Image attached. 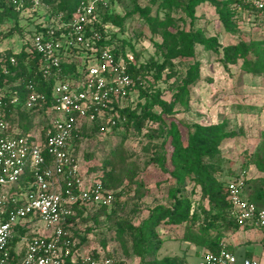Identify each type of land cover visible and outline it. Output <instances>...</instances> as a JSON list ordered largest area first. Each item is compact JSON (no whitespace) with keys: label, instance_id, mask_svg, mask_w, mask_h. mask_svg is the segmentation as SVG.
<instances>
[{"label":"trees","instance_id":"obj_1","mask_svg":"<svg viewBox=\"0 0 264 264\" xmlns=\"http://www.w3.org/2000/svg\"><path fill=\"white\" fill-rule=\"evenodd\" d=\"M122 1L111 0L109 8H99L96 11V20L90 26L91 30L87 31L88 37H91L93 32L98 33L96 41L98 47L107 48L114 56L123 58L128 73L135 80L132 89L134 98L127 97L120 107L115 103L111 104L107 110V114L116 122L103 135L114 136L116 144L102 152L107 143L105 138L99 139L97 145L100 153L87 151L83 155V159L87 161L96 159L93 165L87 167L86 173L92 174L91 179L98 181L103 190L111 194L112 200L105 205L76 203L71 206L72 213L66 218L63 226L66 235L62 240L69 242L68 245L62 246L63 252L67 253L64 264H70L74 253H77L76 259L83 254L89 255L82 251L88 243V233L97 236L99 246V249H92L90 252L89 256L92 259L108 258L111 259V264H120L115 262L112 253L106 250L107 242L113 240L119 242L126 255L132 252L138 259V264H185L179 257H158L162 239L157 229L161 224L173 227L182 225L184 227L182 240L202 248L204 252L214 253L224 248L233 253L232 248L223 241L227 233H234L240 229L249 230L253 227L249 223L240 226L231 216L227 185L232 179L224 181L222 178L226 160L221 152V143L227 132V123L195 122L190 126L186 125L188 128L186 135L174 119L168 124L165 123L163 117L173 116L176 104L183 106L186 104L187 87L176 85L168 100L162 99L161 91L151 87L154 82L174 78L176 69L166 56H163L161 61L153 58L145 62L137 61V53L133 51V47L120 37L126 16L119 12L116 5H120ZM205 2L214 8L219 26L225 32L239 33L238 23L242 20L240 14L245 10L259 16L262 22V37L248 43L239 39L234 44L223 46L215 36L204 38L203 31L195 29L186 34L189 39L188 48L192 52L195 46L201 51L221 50L222 65L235 63L239 57L245 71L253 75L263 74L264 17L259 15L257 10L243 4L241 0H128V16L136 15L144 22L150 33L156 35L159 34L158 30H163L161 34L166 36L165 29L174 20L171 16L173 11L193 20L196 7ZM41 3L43 11L31 12L26 0H0V23L4 21L11 23V27L5 33L0 32V39L15 34L22 42L18 51L5 50L0 53V99L5 102L4 119L16 128V135H26L39 130L43 138L51 129L54 116L50 110L52 85L57 80H72L77 63L73 60L68 61L63 63L59 75L44 76L40 70L41 57L31 49L30 38L45 31L43 19L46 17L54 19L62 13L63 20L67 21L79 0H41ZM151 5H156L157 11L163 10L164 19H158L157 13L152 14ZM130 52L133 53L134 60L128 59ZM10 59H14V64L10 63ZM28 83H32L37 92L45 95L44 102L32 109L21 106L27 94ZM15 96L18 104L10 105L9 100ZM155 107L159 109V113L153 111ZM104 124V119L99 118L94 122L81 124L79 133L67 146L70 164H79L76 151L82 141L97 135L99 128ZM151 124L155 127H151ZM119 129L125 131L132 129L150 141L154 138L161 139L159 143L150 144L149 149L152 152L145 163L146 168L156 167L167 175V178L155 185L168 188L169 203L145 207L147 215L138 221L137 216L143 210L140 201L144 197L146 184L137 174H133L127 177L125 186L117 190L120 179H116L114 170L117 164L124 163L125 159L122 147L124 137L117 138ZM166 143L171 148L168 156L165 150ZM260 152L261 157L255 161V166L264 173V147ZM227 174L231 175L228 171ZM171 181L173 183H169ZM32 182V174L26 170L12 187L11 194L30 191ZM262 183L264 184V181ZM247 187H250L249 194L245 193ZM124 193L132 194L130 202L121 201ZM244 196L258 209H264V188L251 185L249 179L245 181ZM100 221L109 224L107 229L98 228ZM256 230L264 232V228ZM26 231L19 228L17 236L10 243L11 264H17L19 258L12 246L19 236L26 234ZM31 236L32 234L29 235ZM261 240H264V235Z\"/></svg>","mask_w":264,"mask_h":264},{"label":"built area","instance_id":"obj_2","mask_svg":"<svg viewBox=\"0 0 264 264\" xmlns=\"http://www.w3.org/2000/svg\"><path fill=\"white\" fill-rule=\"evenodd\" d=\"M26 1L31 12L43 11L41 0ZM110 2L79 0L67 21L63 20L62 13L54 19L46 17L43 19L45 31L30 38L31 49L41 57L40 70L44 76L59 75L63 63L68 61L77 63L72 80H57L52 85L50 110L54 116L52 127L43 138L39 130L16 135V128L4 119L5 102L0 99V264H11L10 243L19 228L27 231L12 246L19 255L17 264H64L67 253L62 246L69 242L62 240L66 235L63 226L72 213L71 206L76 203L105 205L112 200L98 181L86 179L77 165L70 164L67 152L68 144L79 133L82 123L104 119L105 124L98 132L103 135L116 122L107 114L111 104L120 107L127 97L134 98L135 80L128 73L123 58L98 47L97 32L87 36L96 20V11L109 8ZM241 2L264 17V0ZM10 63L14 64V59H10ZM262 78L264 80V72ZM44 100L45 95L28 83L21 106L32 109ZM9 104H18L17 97L11 98ZM26 170L33 177L32 189L11 194L12 187ZM245 181L244 173H239L227 185L231 216L240 226L249 223L253 229H263L264 209H258L242 196ZM37 221L44 223L41 234L32 230ZM17 243L21 244L19 249L15 248ZM76 255H72L70 264H111L108 258L92 259L83 254L76 259ZM196 264H238V260L233 253L221 248L214 253L203 252ZM240 264H258V261L243 259Z\"/></svg>","mask_w":264,"mask_h":264},{"label":"rangeland","instance_id":"obj_3","mask_svg":"<svg viewBox=\"0 0 264 264\" xmlns=\"http://www.w3.org/2000/svg\"><path fill=\"white\" fill-rule=\"evenodd\" d=\"M119 12L125 15L122 23L120 37L125 43L129 42L133 51L137 53V61L145 62L153 58L161 61L163 56L168 57L174 64L176 75L168 81L154 82L151 87L161 91L162 99L168 100L176 85H186L187 101L186 104H176L173 108V116L163 117L166 124L174 119L186 135L188 128L195 122H206L210 124L227 123V132L221 143V152L225 157L224 181L233 179L239 173H244L251 185L264 188V173L255 166V161L261 157V148L264 147V81L262 74L253 75L244 70L242 59L239 57L235 63L222 65V54L219 52L199 50L195 46L193 52L188 48L189 39L186 34L195 29L203 31L204 38L216 37L217 41L225 46L236 43L239 39L248 43L259 40L262 37V22L259 16L243 11L240 16L242 20L238 23L239 33L225 32L220 28L217 14L214 8L208 3H202L195 9V17L189 20L180 12L171 14L173 22L168 24L164 31L158 30L159 34L150 33L147 26L136 15H129L128 0H123L120 5H116ZM152 14L157 13L158 19H164L162 9L157 11L156 5H151ZM11 27L10 21L0 23V32L5 33ZM20 38L13 34L7 38L0 39V53L5 50L18 51L21 46ZM156 45H159L158 47ZM128 59L134 60L133 53H128ZM191 83H194L191 85ZM153 111L159 113L157 107ZM151 127H155L151 124ZM118 137H124L122 144L124 163H118L114 176L120 179L117 190L123 188L127 177L137 174L146 184V191L140 204L143 210L138 214L137 220L144 219L147 215L145 207L155 204L166 205L169 203L168 188L156 186L155 184L167 175L161 173L156 167H147V159L152 150L150 144L159 143L161 139H147L142 134H137L132 129L125 131L118 130ZM106 139V146L102 152L116 144L114 136L94 135L91 139H84L76 151L79 161L77 165L80 173L88 180L92 174L86 173L87 167L93 165L96 159L84 160L85 152L90 151L100 153L97 141ZM165 150L167 156L171 148L166 143ZM169 167V165H168ZM227 171L231 175L227 174ZM173 183V181L169 182ZM250 187L245 189L249 194ZM131 193H124L121 201L130 202ZM244 197V194L242 195ZM127 209V208H126ZM108 223L100 221L98 228L107 229ZM82 228V227H81ZM97 228V229H98ZM44 223L37 221L32 227L33 232L41 234ZM159 237L162 239L158 257L170 256L179 257L185 264H196L200 261L204 250L192 243L182 240L184 227H173L161 224L158 227ZM225 234V233H224ZM232 233H227V238ZM263 232L254 230L251 232L243 231L239 234V241H242L238 251L234 253L239 263L243 260V250L254 253H264V240H261ZM110 235L108 234V237ZM88 243L82 251L88 253L92 249H99L97 236L88 233ZM246 240L247 242L243 241ZM224 241V240H223ZM249 241V242H248ZM233 239H227L224 243L233 250ZM20 243L15 245L19 249ZM237 248V247H236ZM106 250L112 253L113 260L120 264H138V259L129 252L124 253L123 247L118 241L109 240Z\"/></svg>","mask_w":264,"mask_h":264},{"label":"crops","instance_id":"obj_4","mask_svg":"<svg viewBox=\"0 0 264 264\" xmlns=\"http://www.w3.org/2000/svg\"><path fill=\"white\" fill-rule=\"evenodd\" d=\"M262 31H263V29L261 28V33H262ZM262 80H263V78H262ZM264 81V80H263ZM254 230H256V229H249V230H242V229H240L239 231H237V232H234V233H232L231 235H229L227 238H225L224 239V241L226 242V240L227 239H230V238H232L233 239V242H232V244H235V245H233V253H236L237 251H238V247H239V245L241 244V242L242 241H239V234L241 233V232H243V231H247V232H251V231H254ZM263 235H264V232H263ZM263 235H262V237H263ZM262 237H261V239H262ZM243 241L244 242H247L246 240H244L243 239ZM249 242V241H248ZM237 247V248H236ZM242 254H243V259H255V260H257L258 261V264H264V253H259V254H257V253H254V252H252V251H248V250H243L242 251ZM235 255V254H234ZM236 256V255H235ZM236 258H237V256H236ZM238 264H240L239 262H238Z\"/></svg>","mask_w":264,"mask_h":264}]
</instances>
